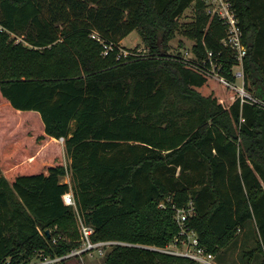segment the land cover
<instances>
[{
	"label": "trees",
	"instance_id": "1",
	"mask_svg": "<svg viewBox=\"0 0 264 264\" xmlns=\"http://www.w3.org/2000/svg\"><path fill=\"white\" fill-rule=\"evenodd\" d=\"M232 2L246 84L264 101V0ZM192 4L194 19L180 23ZM29 27L27 42L13 36ZM133 30L152 56L121 53ZM177 31L235 78L226 25L205 0H0V116L21 124L0 155V264L80 244L70 190L95 240L131 243L114 246L107 264H202L151 248L175 239L176 209L190 203L187 225L206 251L223 258L246 230L247 263L264 264V105L163 58ZM62 137L67 165L54 146Z\"/></svg>",
	"mask_w": 264,
	"mask_h": 264
},
{
	"label": "built area",
	"instance_id": "2",
	"mask_svg": "<svg viewBox=\"0 0 264 264\" xmlns=\"http://www.w3.org/2000/svg\"><path fill=\"white\" fill-rule=\"evenodd\" d=\"M205 3L207 11L213 15H218L226 25V34L221 41L225 46L230 47L236 55L237 62H235L231 68L235 78H231L225 74L223 61L219 58L220 56L215 55L213 50H209L206 57L200 58L194 49L195 41L193 39L191 40H193L194 43L190 48H182V51L170 54L172 60L192 65L214 77L222 85L233 88L237 91L242 102L247 101L254 104L264 105V101L252 92L246 84L244 57L248 53V46L244 42L243 28L232 0H205ZM147 49L149 51L146 53V56H152L149 47ZM167 55L169 54L163 51L162 56L164 57ZM155 56L160 57L158 54H155ZM61 140H65V138L62 137ZM63 198L66 204L72 205L76 209L78 228L80 231V244L70 249L67 253L54 256L46 253L44 250H40L38 254L31 259L19 264H63L75 257L83 259L88 255L105 256L118 244H131L115 239L95 240L93 238L95 227L92 224L87 223L83 218L79 211L73 191L70 190L64 193ZM192 214H194V206L192 203L186 208L176 209V218L180 227V232L171 243L176 246L184 245V248L177 249L170 244L165 247L151 246V248L192 257L202 264H214L212 259L215 258V254L206 251L205 247L200 243L198 233L187 225V220ZM57 240L58 236H54L53 241L56 242ZM8 262H10V258L8 259Z\"/></svg>",
	"mask_w": 264,
	"mask_h": 264
},
{
	"label": "rangeland",
	"instance_id": "3",
	"mask_svg": "<svg viewBox=\"0 0 264 264\" xmlns=\"http://www.w3.org/2000/svg\"><path fill=\"white\" fill-rule=\"evenodd\" d=\"M194 17H195L194 4H192L184 11V13L178 19L180 23H187L189 21H192ZM30 32L34 33L35 28L29 27L24 31V34L14 33L13 36H16L18 40L26 41V37L27 35H29ZM193 43H194L193 40L183 35L180 31H177L176 35L172 39L169 40L168 49H165V48L163 49L164 52L169 54L167 56H164L163 58L172 60L170 54L176 53L178 51H182V48H186V49L190 48L193 45ZM120 47H121V53L124 54L125 56L134 55L135 57H145L146 53H148L149 51L147 49L148 45L144 42L138 30H133L129 35L124 37L122 41L120 42ZM239 82H240V79H239ZM18 123L20 122L16 123L15 120L11 119L10 117L0 116V155L6 143L19 140L20 136H19L17 129L19 125L21 124H18ZM58 143L61 146V151L60 150L59 151L62 153L63 161L67 165L69 164L70 159L66 155L65 140L59 139V141H57L54 146L57 147L56 145H58ZM0 166L3 172L5 173L6 169L4 168V166L1 164ZM247 232L248 231L243 230L240 233L239 237L236 239V241H232L228 245L227 251L223 255V259L226 263L228 264H252L262 259V257L252 256V258L249 260L250 262L247 263L248 261L247 259L250 256L249 249L252 247L251 244H254V236L252 235V233H247ZM245 242L249 243L247 245L248 247L243 246ZM169 244L172 247L175 246L177 249H182L185 247L184 245L176 246L175 244L173 245V243H169ZM245 249H247L246 251L248 254L244 256V253L246 252L244 251ZM212 260L214 264H222L219 262L218 257ZM63 264H107V263L105 262L104 256H100V255L89 256L88 255V256H85L83 259H81L80 257L72 258L71 260L66 261Z\"/></svg>",
	"mask_w": 264,
	"mask_h": 264
},
{
	"label": "crops",
	"instance_id": "4",
	"mask_svg": "<svg viewBox=\"0 0 264 264\" xmlns=\"http://www.w3.org/2000/svg\"><path fill=\"white\" fill-rule=\"evenodd\" d=\"M63 181L71 183V174H67V175L63 178ZM216 257H217V256L215 255V258H216ZM219 262L222 263V264H227V263L224 261L223 258H219Z\"/></svg>",
	"mask_w": 264,
	"mask_h": 264
}]
</instances>
